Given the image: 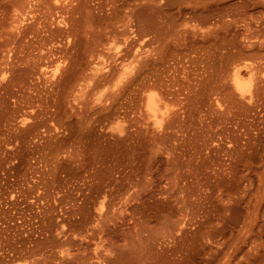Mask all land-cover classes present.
Returning <instances> with one entry per match:
<instances>
[{"label":"rangeland","instance_id":"374dc122","mask_svg":"<svg viewBox=\"0 0 264 264\" xmlns=\"http://www.w3.org/2000/svg\"><path fill=\"white\" fill-rule=\"evenodd\" d=\"M0 264H264V0H0Z\"/></svg>","mask_w":264,"mask_h":264},{"label":"bare ground","instance_id":"6f19581e","mask_svg":"<svg viewBox=\"0 0 264 264\" xmlns=\"http://www.w3.org/2000/svg\"><path fill=\"white\" fill-rule=\"evenodd\" d=\"M134 61H135V60H134ZM128 63H129V62H128ZM128 63H126L125 66H126V65H129ZM131 63H132L131 65L135 64V62H134V63L131 62ZM123 65H124V64H123ZM131 65H129L130 67H129V66H126V67H128V68H125L126 71L128 70V73H129V74H130L132 71L134 72L133 68L136 69V68H135L136 65H133L132 67H131ZM248 67H249V66H246V68H248ZM130 68L132 69L131 72L129 71ZM235 68H237V66H236ZM238 69H239V68H238ZM123 70H124V69H123ZM123 70H122V71H123ZM240 70H241V69H240ZM251 70H254V69L252 68ZM251 70H250V72H249V75L252 73ZM122 73H123V72H122ZM124 73L126 74L127 72L124 71ZM124 73H123V74H124ZM131 74H132V73H131ZM131 74H130V75H131ZM126 75L128 76V74H126ZM126 75H122V79L125 78V77H123V76H126ZM127 76H126V77H127ZM232 76H233V75H231V78H232ZM234 76H235V81H237L238 84H239V86H240L241 83H239V82H240L239 80L242 78V76L240 75L239 72H236ZM239 76H241L240 79H239ZM254 76H255V72H254ZM233 78H234V77H233ZM233 78H232V79H233ZM251 78H252V77H250V83H251ZM241 80H243V79H241ZM252 80H254V79H252ZM243 82H244V81H243ZM250 85H251V84H250ZM240 88L243 89L242 86H241ZM246 91H247V90H246ZM241 93H242V92H241ZM148 95H149V94H148ZM148 95H147V96H148ZM151 95H152V94H150L149 97H150ZM153 95H155V94H153ZM153 95H152V96H153ZM157 97H158V96H157ZM153 98H156V95H155V97H153ZM147 99H148V98H147ZM157 99H159V98H157ZM151 100H152V98H150V100H147L146 102L148 103V107H151L152 109L155 110L154 113L156 114L157 110L161 109V106L158 105L159 102H158L157 100H154V102H155V101L158 102V103L155 102V103H156V105H155L156 108H157L158 106L160 107V108L158 107L159 109L154 108L153 105H152L153 102H152ZM148 101H149V102H148ZM159 101H160V99H159ZM159 104H160V103H159ZM146 105H147V104H146ZM157 105H158V106H157ZM149 109H150V108H149ZM151 111H152V110H151ZM152 113H153V112H152ZM154 113H153V114H154ZM157 113H158V112H157ZM155 114H154L153 116H155ZM156 115H157V114H156ZM157 118H158V117H157Z\"/></svg>","mask_w":264,"mask_h":264}]
</instances>
